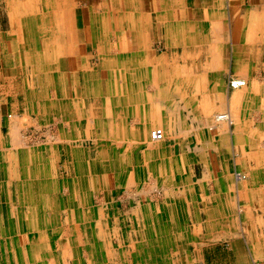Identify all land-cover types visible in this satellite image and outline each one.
Instances as JSON below:
<instances>
[{"label": "crops", "instance_id": "0c3cea01", "mask_svg": "<svg viewBox=\"0 0 264 264\" xmlns=\"http://www.w3.org/2000/svg\"><path fill=\"white\" fill-rule=\"evenodd\" d=\"M9 3L3 6L5 13L21 12L22 6L13 7ZM183 3L184 41H179L183 52L162 57L167 58V66H161L156 53L96 57L102 47L91 38L94 27L86 13L81 16L78 0L61 3L63 14L59 22L55 20L61 11L59 2H43L44 20L32 28L34 32L30 35L32 44L42 47L35 54L25 51L28 22H13L7 27L13 38L7 41L11 54L6 53L5 57L18 59L10 65L0 59V264H32L13 262L4 256L7 246L2 241L11 230L12 221L25 215H37L40 219L43 216L46 222L53 218L61 221L65 212L73 220L79 214L75 209L81 199L78 192L81 185L77 181L80 166L76 164L67 171L75 181L71 185L59 181V175L63 173L60 161L71 157L84 141H106L119 148L110 151L107 145L103 148L105 157L110 158L104 174L112 175L105 178L104 196L108 195L111 201L129 199L138 206H148L143 202L141 205V192L134 182L143 177L136 175H166L162 184L165 187L152 196L150 218L135 214L132 222L150 221L155 238L160 237L158 229L164 225L168 232L164 228L162 238L173 239L174 223H186L185 233L180 234L188 239L184 260L168 264L264 263V0ZM67 8L70 17H66ZM141 11L147 15L145 29L154 43L159 37L161 20L154 18L153 1L146 10L143 4ZM169 43V46L177 44L172 40ZM34 61L40 63L38 72L35 68L28 72V63ZM232 78H245L249 82L242 92L247 95L244 103L238 100L241 87L230 86ZM177 79L183 84L180 86L184 99L177 94ZM224 108L234 117L231 132L226 131L224 124H219L215 131L205 130V121ZM51 124L57 128L50 135ZM29 125H39L40 136H45L35 151L25 144L23 133ZM152 127L165 129L166 139L175 144L166 150H156L157 146L149 143ZM178 142L180 151L175 147ZM193 142L195 151L205 154L194 169ZM28 154L39 157L37 181L21 179L17 184L14 176L4 179L5 173L21 177L22 172L28 171L26 166L22 170L18 160ZM117 158L119 164L112 165ZM133 158L136 165L129 164ZM94 172L89 165L81 174L89 176ZM180 172L199 174L198 181L193 182L190 177L184 183L187 187L176 189L169 180L172 174ZM237 172L246 174V178L237 179ZM194 187L197 197L191 193ZM12 190L30 191L23 193V198H27L23 212L9 204ZM93 192L88 197L93 198ZM66 195L69 196L65 198ZM173 210L179 213V221L176 213L173 217ZM138 232L141 233L136 228L137 235ZM115 234L120 238L115 231L110 235L112 242ZM123 237L127 239L125 234ZM111 243L106 252L110 257L116 249ZM133 250L134 246L122 252L131 254ZM160 252L153 250L148 264H165L155 258ZM138 262L141 264V259Z\"/></svg>", "mask_w": 264, "mask_h": 264}, {"label": "rangeland", "instance_id": "374dc122", "mask_svg": "<svg viewBox=\"0 0 264 264\" xmlns=\"http://www.w3.org/2000/svg\"><path fill=\"white\" fill-rule=\"evenodd\" d=\"M44 1L45 0H0V59L2 61L3 58L7 65L16 63L18 59V57H5L6 53L11 54V52L7 51V41L13 38V35L8 33L10 30L7 28L10 27V23L12 24L13 22L20 21L28 22L29 28L27 30L25 51H31L32 54H35V50L39 51L42 48L41 45L36 46L32 44L30 35L34 32L32 28L35 29V27H38V24L42 23L44 20V16L42 15L43 7L45 8V4H43ZM63 1L65 2V0H54V3L58 4L59 2L60 10L62 9L61 3ZM71 1L72 0H69V2ZM152 1L154 5V18L161 20L159 22V37L154 40V43L152 42L153 38L145 29L147 15L145 12L141 11V6L143 4L146 10ZM183 1L184 0H78V4H80L78 9L81 11V16L82 13L88 15L87 20L89 24L94 27L92 29V34H90L91 38L94 37L95 41L102 47L101 53L98 54L99 56L95 54L96 57H135L138 53L147 55L156 53L157 57L161 59L160 64L162 66L167 63H165L167 58L163 60L162 57L171 55L174 52H183V44L179 42L183 41ZM226 1L227 0H225V2ZM6 2H10L9 6L12 5L13 7H17L20 5L23 8L21 12L18 13H5L3 6ZM225 5H227V3H225ZM69 10L68 8L66 9V17H70ZM62 12L63 10L60 11L59 16H55L57 22L61 20ZM48 17L50 18V15ZM143 24L145 25L143 26ZM142 26L144 34L141 31ZM171 40L172 43L177 42V44L169 46V41ZM53 49L55 50V47ZM91 51L94 52L93 48ZM180 58L182 59L183 57ZM227 58V60H229L228 62H230V57ZM2 62H0L1 67ZM39 64L38 61L29 62L28 72H31L33 70L32 68H35L38 72ZM241 68H243V66H241ZM247 83L248 84L244 87H241L242 90L240 98L238 99L243 103L247 101V95H243L242 93L248 87L249 82ZM176 85H178L176 89L177 94L179 93L181 98L184 99L181 90L183 84L179 79H177ZM222 112H227L226 115L228 114V117L218 120V113L213 114L210 121H205V130L215 131L219 124H224L227 127L226 131L228 130V133L231 132L234 117L232 120L228 119L231 113H229L226 108L219 110V113ZM52 126V124L48 126L50 135L51 132L55 131L54 127H56ZM152 129H159L162 133V138L159 140H153L152 137L149 138L150 145L157 146V148H155L156 150H158V148L159 150H166L169 149L171 145L175 144L171 139H166L165 129L158 127H152ZM152 129L149 131L150 136ZM39 130V125H29L28 129L23 133L26 146H29V148L34 151L39 146V141L45 137L43 135L40 136L41 132ZM74 145H77V143H74ZM106 145L108 146V151L119 149L106 141H84L81 148L79 147L73 150V152L71 151V157H63L60 161V164H62L61 171H63V173L59 175V181L61 180L66 185H71V182H75L72 181V176L71 174H67V171L73 170L76 164L81 168L77 179V181H79L78 185H81V189L78 191L81 199H79L78 207L75 209L79 212L77 215L78 217L76 216L73 220H70V217L67 218V213L65 212L64 219L61 221H56L53 218L52 221L49 220L46 222L43 220V216L41 217L42 219H40L37 215H25L22 216L20 220L17 218L15 221H12V228L10 232H8V236L4 237L2 241L4 242V246H7L4 247L6 252L4 256L7 260L32 264H40L41 262L45 264H109L110 262L113 264H127L128 259V262H130L129 264H140V262L137 263L139 258L142 261L141 264H148L151 261V252L158 249L162 252L159 254L157 253L155 258H160L161 261H163L162 263L168 264V262H172V260L183 262L185 257L184 249H186L188 239H184L180 234L183 232L185 233L184 226L186 223L182 221L177 224L174 223L173 226L176 230L173 229L175 233V239H173V237L162 238L164 228L168 232V227H164V225L163 227L160 225L161 227L158 229L160 237L155 238L153 236L155 232L153 233L150 221L145 220L141 223L137 221L132 222V219L135 218V214H139V216L144 214L143 216L145 218H150V203L152 196L154 193L159 194L163 186L165 187V185L162 184L166 182V175L160 173L136 175L137 177H143L141 181L134 182V184H136L135 187L140 189L141 192V204L148 203L149 206H138L135 200L129 199L126 201H111L108 195L107 197L104 196V188L106 187L105 178L107 177L110 179L112 177V175L104 174L107 171V162L110 160V158L105 157V152H103V148H105ZM180 146V142H178L175 146L177 151L182 150ZM192 147L191 167L194 169L197 160H200L205 154L204 151H199L200 153L195 151L194 142L192 143ZM38 159L39 157L36 154H34L33 157L32 155L29 157V154L25 158L20 157L18 160L20 161L22 170L24 171V167L26 166L28 171L25 173L22 172L21 177L19 174L7 175L5 173L4 179L14 176L17 184L21 182V178L22 181L26 182L37 181V172L39 171ZM249 161L250 159L248 162ZM175 162L178 163V159H176ZM132 163L134 165L137 164L136 158L131 159V161L129 160V164ZM177 163L176 165H178ZM116 164H119L118 158L112 160V165ZM89 165L95 172L91 173L89 176L87 173L81 174V172L88 169ZM238 173L240 172L235 174L237 179H245L247 176L244 173H240L242 176L244 175V177L238 178ZM190 177L192 178L191 181L197 182L199 174L195 175L193 173L190 176L189 173H175L170 176L169 181L170 184H173L174 188L178 189L186 186L184 183L187 182ZM93 180L95 182L93 184L94 186L91 185ZM89 190L95 191L93 192V194H95L93 198L88 197L89 192H91ZM23 193L26 195L29 194L30 191L12 190L8 200L9 204L12 203L16 210H20V212L24 211L22 206L23 202L27 199L23 198ZM191 193L193 197H197V190L195 187L192 188ZM68 196L69 195H66L65 198ZM59 197L60 196H57V198ZM51 199L54 200L55 195H53ZM103 201L106 202L103 203ZM65 203L68 204L67 201ZM32 213L35 212L32 211ZM175 213L177 214V221H179V213L173 210V217H175ZM89 215L90 220H88ZM25 217L26 219H22ZM109 220H111L110 225L107 223ZM136 228L141 231V233L138 232V235L135 233ZM115 231L120 234V238L115 234V240L112 242L110 235L114 234ZM124 234L125 237L127 236V239H124ZM110 243L111 247L113 245V247L116 248L111 257L106 253L109 251L108 248ZM133 246L135 250H133L131 254L122 252L126 249L132 250ZM136 249H138V251H136ZM176 250L178 252L174 253Z\"/></svg>", "mask_w": 264, "mask_h": 264}, {"label": "bare ground", "instance_id": "6f19581e", "mask_svg": "<svg viewBox=\"0 0 264 264\" xmlns=\"http://www.w3.org/2000/svg\"><path fill=\"white\" fill-rule=\"evenodd\" d=\"M187 1V0H186ZM67 2V1H66ZM213 32H214V30H213ZM216 32V31H215ZM216 34V33H215ZM184 41V40H183ZM137 45V44H136ZM137 47V46H136ZM137 49V48H136ZM112 51V50H111ZM63 55V54H62ZM71 55H73V54H71ZM129 55V54H128ZM62 58V57H61ZM214 59V58H213ZM245 59H247V58H245ZM212 62H213V60H212ZM247 67V66H246ZM57 74V73H56ZM35 75V74H34ZM99 75H100V73H99ZM190 75V74H189ZM194 75V74H193ZM55 76V75H54ZM127 76V75H126ZM195 78H196V76H194ZM187 79V78H186ZM238 79H245V78H238ZM246 80V79H245ZM246 83H247V81H246ZM157 84V83H156ZM35 85V84H34ZM155 85V84H154ZM245 86V85H244ZM155 87V86H154ZM242 87V86H241ZM127 88V87H126ZM239 88V87H238ZM59 90V89H58ZM53 91V90H52ZM51 91V92H52ZM129 92V91H128ZM92 94V93H91ZM104 95V94H103ZM50 96V95H49ZM88 98V97H87ZM90 99V98H89ZM109 99L107 98V101H108ZM179 100V99H178ZM89 101V100H88ZM106 101V100H105ZM90 102V101H89ZM110 103V102H109ZM109 103L107 104V105H109ZM141 103H143V102H141ZM224 103H225V101H224ZM223 103V104H224ZM96 104V103H95ZM111 105V104H110ZM109 105V106H110ZM90 106V105H89ZM153 106V105H152ZM215 107V106H214ZM85 108V107H84ZM109 108V107H108ZM147 108V107H146ZM88 109V108H87ZM106 109V108H105ZM75 110V109H74ZM106 111H110V110H106ZM143 111V110H142ZM85 112V111H84ZM227 113V112H226ZM226 113H224V112H222V113H218V115H217V119L218 120H221V119H223V118H227L228 117V114L226 115ZM86 114H87V112H86ZM91 114V113H90ZM106 115H108L109 116V114H106ZM143 116V115H142ZM85 117V116H84ZM106 117V116H105ZM238 117V116H237ZM79 119V118H78ZM105 119V118H104ZM204 119V118H203ZM228 119H230V120H232V116H231V114H230V118H228ZM227 119V120H228ZM236 119V118H235ZM234 119V120H235ZM77 120V119H76ZM88 120V119H87ZM92 120V119H91ZM225 121V120H224ZM239 121V120H238ZM216 122H217V120H216ZM138 127V126H137ZM194 128V127H193ZM223 130V129H222ZM15 131H17V130H15ZM183 132V131H182ZM186 132V131H185ZM78 133V132H77ZM19 134V133H18ZM17 139H21V138H17ZM142 141V140H141ZM14 142H19V140L18 141H14ZM21 142V141H20ZM20 142H19V145H23L24 143H21L20 144ZM261 142V141H260ZM137 144V143H136ZM16 146H18V144L16 145ZM255 146V145H254ZM19 147V146H18ZM256 147V146H255ZM260 158V157H259ZM42 162V161H41ZM44 171V170H43ZM230 171V170H229ZM205 172V171H204ZM134 174V173H133ZM23 175V174H22ZM43 176V175H42ZM41 176V177H42ZM133 176V175H132ZM131 177V176H130ZM22 179V178H21ZM237 180V179H236ZM154 185V184H153ZM65 188V187H64ZM237 194V193H236ZM62 204V203H61ZM68 205V204H67ZM142 205V204H141ZM149 206V205H148ZM19 215V214H18ZM20 216V215H19ZM38 219V218H37ZM263 219V218H262ZM98 220V219H97ZM100 220V219H99ZM40 222V221H39ZM76 234V233H75ZM39 240V239H38ZM18 253V252H17ZM19 255V254H18ZM71 257V256H70ZM16 262V261H15ZM74 262V261H73ZM88 262V261H87ZM163 262V261H162Z\"/></svg>", "mask_w": 264, "mask_h": 264}, {"label": "built area", "instance_id": "2783aa9c", "mask_svg": "<svg viewBox=\"0 0 264 264\" xmlns=\"http://www.w3.org/2000/svg\"><path fill=\"white\" fill-rule=\"evenodd\" d=\"M246 80L245 79H238V78H232L230 80V86L233 88H237V87H241L246 85ZM151 137L153 140H159L162 138V133L159 129H153L151 131ZM238 178L244 177V175L242 176L240 173H238L237 175ZM255 264H264V263H260V262H256Z\"/></svg>", "mask_w": 264, "mask_h": 264}]
</instances>
